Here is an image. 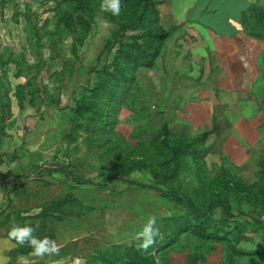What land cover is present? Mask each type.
Returning <instances> with one entry per match:
<instances>
[{"label":"rangeland","instance_id":"374dc122","mask_svg":"<svg viewBox=\"0 0 264 264\" xmlns=\"http://www.w3.org/2000/svg\"><path fill=\"white\" fill-rule=\"evenodd\" d=\"M138 1L120 0L113 16L101 11L103 0H0V241L13 223L30 224L63 253L40 256L43 264H100L102 256L126 264H264L254 254L264 226L252 221L264 222V148L246 158L239 148L234 158L223 146L234 142L230 133L200 128L186 110L192 79L182 74L186 34L179 32L200 0H152L155 12ZM250 6L264 28V0ZM158 26L167 38L149 41ZM117 34L124 37L115 43ZM134 36L159 55L145 57L141 43L144 59L124 69L121 53ZM226 181L233 217L216 207L192 223L175 196L204 212ZM152 216L159 234L139 251L134 237ZM197 225L206 237L193 231ZM18 255L12 264L22 263Z\"/></svg>","mask_w":264,"mask_h":264},{"label":"crops","instance_id":"0c3cea01","mask_svg":"<svg viewBox=\"0 0 264 264\" xmlns=\"http://www.w3.org/2000/svg\"><path fill=\"white\" fill-rule=\"evenodd\" d=\"M261 2L200 0L179 32L186 34L179 41L182 74L192 79L185 87V97L193 98L186 110L200 128L229 132L234 142L223 146L234 158L239 148L245 158L254 148H264V28H259L260 11L247 13L250 4ZM9 243L8 238L0 241V251L8 252L0 257L5 264H12L17 254L21 264L41 263L40 256L29 255L32 250L10 253L14 248Z\"/></svg>","mask_w":264,"mask_h":264},{"label":"trees","instance_id":"16d2710c","mask_svg":"<svg viewBox=\"0 0 264 264\" xmlns=\"http://www.w3.org/2000/svg\"><path fill=\"white\" fill-rule=\"evenodd\" d=\"M137 6L139 9H141L143 11H148L149 9H151L152 11L155 12L154 2L152 0H139ZM253 11H255V10L250 6L249 11L248 12L246 11V12L249 14V13H252ZM69 18L72 19V15L69 13H66L62 16V20L65 21V25L67 24ZM140 23H141V18H140V20L136 21L135 23H132L130 25L123 27L122 30L133 29L136 26H138ZM86 30H88V29H86ZM147 33L149 34V41H155L157 43L162 42L168 36V32L166 30H164L163 28H161L160 26L154 28L153 30H150ZM123 37H124L123 34L122 35L117 34L115 43H118L119 41H121ZM140 38H141V36L132 37L130 43L128 44V47L122 51L121 56L123 57L124 69L126 67H128L130 64H132L134 61L144 59L142 54L139 55L136 52V51H140L141 43H142V45L145 44L147 47L146 50L144 51L145 53H143L144 55H146L145 57H147V55H148V57L156 58L159 55L158 48L151 50L152 44L149 41H148V43L145 41L138 42V39H140ZM131 46H133L135 48V52H133L134 50L131 48ZM103 71L104 72L106 71L105 66L103 68ZM79 109H81V108L77 106L76 110H79ZM162 135H163V139H164L163 142L166 143V145H169L167 143V129L166 128H164ZM172 147L174 149V146H172ZM59 171L62 172V170H59ZM228 182L232 183L231 181L219 183V184H221V190L218 194V197L215 196L211 199L210 203L208 204V206L204 212H198L192 206L187 205L184 198H182L180 196H175V197H176V199H178V201L184 203L187 206L189 214L192 217V223H198V225H199L201 220L203 218H205L207 215L208 216L210 215V217H211V214L216 207H220L222 209V214L224 215V218L226 220H228V219L233 217L231 214L230 203L226 199V194H225ZM236 186L239 189L238 185H236ZM157 191L160 192V190H157ZM244 191L245 190H236V193L238 195H241L242 193H244ZM160 193L163 195L162 192H160ZM252 221L255 225L264 226L263 221H260V220H252ZM198 225L193 228V231L196 232V234L202 238L206 237V232H205L204 228L199 227ZM234 239L236 240V242H239L238 241L239 240V234L234 236ZM134 250H136V249L134 248ZM254 254H256L258 256H264V243L261 245V247L259 248L258 251L254 252ZM122 258H126V257H122ZM86 260H87V258H86ZM128 260L129 259L126 258V262L122 263L121 259H118V260L115 258L110 259V258H106V257L102 256V258H101L102 262L100 264H126V263H128ZM86 264H88V263H86Z\"/></svg>","mask_w":264,"mask_h":264},{"label":"clouds","instance_id":"9594fccd","mask_svg":"<svg viewBox=\"0 0 264 264\" xmlns=\"http://www.w3.org/2000/svg\"><path fill=\"white\" fill-rule=\"evenodd\" d=\"M101 11L109 12L113 16H118L121 11L120 0H103L101 4ZM34 227L30 224L13 223L7 232L9 241H14L12 247L29 244L32 248L33 254L36 256H44L50 254H58L59 246L54 240L48 237L37 238L34 235ZM159 234L157 227V218L150 217L143 225L142 229L138 231L134 237L136 248L139 251L147 252L156 242V237ZM11 250V249H9ZM0 264H5L4 260H0Z\"/></svg>","mask_w":264,"mask_h":264}]
</instances>
